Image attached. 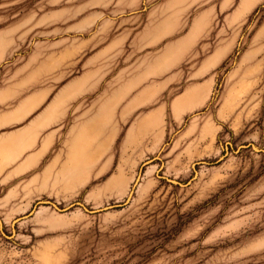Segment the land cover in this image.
<instances>
[{
  "label": "rangeland",
  "instance_id": "374dc122",
  "mask_svg": "<svg viewBox=\"0 0 264 264\" xmlns=\"http://www.w3.org/2000/svg\"><path fill=\"white\" fill-rule=\"evenodd\" d=\"M219 2L0 0V82L16 67L25 87L58 89L75 48L85 72L100 71L96 87L118 94L157 67L165 44L234 41L209 71L199 58L184 65L191 80L168 65L134 84L133 94L159 91L130 124L162 106L161 126L144 138L122 136L107 159L75 170L57 151L23 176L4 160L0 264H264V0H239L237 26L227 16L237 1L216 14ZM209 8V31L194 33ZM107 44L117 50L103 64ZM98 47L97 66L89 58ZM60 54L64 63L54 59ZM210 82L205 100L174 112L177 94Z\"/></svg>",
  "mask_w": 264,
  "mask_h": 264
},
{
  "label": "crops",
  "instance_id": "0c3cea01",
  "mask_svg": "<svg viewBox=\"0 0 264 264\" xmlns=\"http://www.w3.org/2000/svg\"><path fill=\"white\" fill-rule=\"evenodd\" d=\"M233 1L220 0L216 14L227 11V7ZM235 1H237L236 8L227 13V16L230 18L236 16L237 20L233 22L237 26L239 0ZM224 2H227V5ZM222 4L226 6L221 8ZM251 5L249 2L247 7ZM253 7L251 6L248 11ZM202 15L204 20L193 24L194 33L209 31L212 22L210 8ZM201 22L204 23L202 27ZM221 27L220 32H227L229 23L224 21ZM208 43L165 44L161 48L162 53L156 54L159 56L157 59L161 60L156 63L157 67L143 73L140 72L134 78L135 80H129L118 94L110 89L99 90L96 87L99 84L100 71L95 69L89 73L83 70L82 65L85 60L79 48L72 49L71 51L75 52L76 56L73 60L66 61L71 64L68 66L70 70L67 68V73L65 72L64 75L60 69L62 78L65 76L66 79L60 83L58 89H53L54 85L36 87V84H33L32 87H25L20 83V74L16 71V67H11L10 71L3 75L4 80L0 82V170L4 171L11 164L12 169H16L13 175L23 176L33 169L37 161L57 151L58 155L54 156L55 159L66 160L67 167L75 170L79 167L81 169V165L86 162L89 168L107 159V156L116 154V146L122 136L130 138L136 133L144 138L154 132L162 123L164 114L162 106L154 109L150 114L146 110L137 117L136 122L131 124L130 122L133 115L139 114L141 109L158 95L159 88L148 86L144 89H137V92L133 94L134 84L146 82L157 72H162V69L168 65L176 66L178 73L185 72L187 76L179 79L180 81L191 80L187 67L182 70L183 72L181 71L184 65L190 68L199 58L198 65H203L204 72L209 71L213 64L225 57L226 45H234L233 39H229L226 35L219 43ZM3 48L4 46L0 45V57L3 54ZM116 50V44H107L104 47L103 52L107 53L104 60L108 57L109 59L103 61V64H108ZM99 53H101L100 49L98 54L89 58L92 65L100 64ZM130 55L129 62H131ZM62 57L60 54L54 59H57L58 63H64L65 59ZM73 61L74 64L71 63ZM72 65L76 66L77 73L72 72L68 77L69 71L73 70ZM78 65L81 66L80 69L77 68ZM166 70L164 69V72ZM211 89L210 82L208 86L204 85L199 89L182 90L171 103L174 112L178 116L185 114L190 107L205 100ZM103 98L105 99L102 100ZM178 102H180V108L177 107ZM122 106L124 107L121 109ZM4 156L7 158L4 159ZM108 159L114 160L113 157ZM4 160H8L10 164H4L6 162ZM1 175H3L2 172H0Z\"/></svg>",
  "mask_w": 264,
  "mask_h": 264
}]
</instances>
